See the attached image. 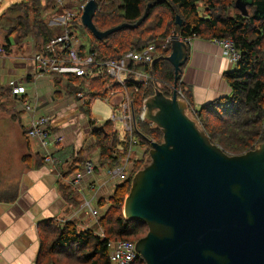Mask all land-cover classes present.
<instances>
[{"label":"trees","instance_id":"obj_1","mask_svg":"<svg viewBox=\"0 0 264 264\" xmlns=\"http://www.w3.org/2000/svg\"><path fill=\"white\" fill-rule=\"evenodd\" d=\"M9 1L11 3L0 14V25L8 31L6 42L0 43L3 54H11L14 45L12 36L15 33L20 40L33 35L36 51L44 50L57 33L48 19L43 17V9L50 8L57 0ZM96 1L103 6L94 17V23L101 31L122 23H136L146 12L148 4H151L141 25L123 28L103 39H97L82 24V11L68 24L79 36L80 28L87 29L90 46L84 44L82 50L87 47L96 61L121 58L150 44L156 45L157 56L153 61L146 64L131 62L129 65L136 71L148 73L149 80L139 81L134 74L126 79L135 111L136 146L145 151L139 159L136 153L133 155L135 165L132 171L127 179L116 184L113 194L108 198V209L95 223V227L83 228L69 220L57 222L58 219L54 217L39 222L41 264H111L107 246L110 240L136 242L147 233L148 227L140 220L127 219L122 207L125 196L130 191L133 175L144 161L147 147L150 148L153 142H161L163 138L161 129L155 123L142 119L141 113L145 99L154 95L156 90L159 89L168 97L173 96L175 70L167 59L171 52L170 46H163L164 41L173 33L177 32L182 39L201 37L210 40L231 39L234 42L241 58L235 69L225 75L231 87L229 95L195 107L191 90L181 78L177 83L178 89L183 91L189 103L188 112L203 126L211 141L220 145L225 152L239 155L264 141V0H247L248 16H244L236 7V0H121L118 6L114 0ZM62 11L65 12V8L60 9L57 5L56 12L63 15ZM177 15L181 16L182 25L176 23ZM52 83L55 93H65L81 101V112L88 118L92 128L91 147L99 151L100 164L111 167L122 164L127 156L126 147L130 138L121 140L110 120L103 123L92 120L94 99L107 97L111 89L120 90L121 84L107 75L90 78L71 71L55 73L52 75ZM87 83L89 91L82 99L77 98V94L84 91ZM15 100L8 83H0L1 110L14 119H20L21 112L15 107H9ZM23 130L27 136L28 131L25 128ZM26 158L29 156L24 157L25 161ZM38 159L44 162L42 157ZM38 159L36 162L42 164ZM82 161V157H77L70 165L69 172L80 168L78 164L82 165ZM57 187L70 210L82 203L72 185L58 179ZM17 196V186L0 193V197L6 200H14ZM105 202L104 198L101 199L99 206H103ZM100 229L103 230V235L99 233ZM131 264L146 263L138 256Z\"/></svg>","mask_w":264,"mask_h":264},{"label":"water","instance_id":"obj_2","mask_svg":"<svg viewBox=\"0 0 264 264\" xmlns=\"http://www.w3.org/2000/svg\"><path fill=\"white\" fill-rule=\"evenodd\" d=\"M248 1L236 7L248 16ZM136 23L99 30L96 0H88L82 24L97 39ZM176 23L183 24L180 15ZM167 59L175 70L173 96L159 89L145 99L144 118L162 131L149 158L134 175L123 214L147 233L135 242L146 264H264V141L239 155L213 143L189 103L178 98V80L189 59V42L175 32Z\"/></svg>","mask_w":264,"mask_h":264},{"label":"crops","instance_id":"obj_3","mask_svg":"<svg viewBox=\"0 0 264 264\" xmlns=\"http://www.w3.org/2000/svg\"><path fill=\"white\" fill-rule=\"evenodd\" d=\"M234 69L235 65L223 56L222 47L216 40L191 38L189 59L183 67L181 80L190 88L194 106L200 107L221 96L229 95L231 87L225 75ZM24 76L27 77L28 82L35 81L36 83L37 79L46 75L32 73ZM28 91V97L29 94L34 97L36 115L50 116L52 131L63 135L61 144L54 148L58 150L57 155L63 158V167V161L66 163L70 157L68 156L69 146L78 147L79 151L83 146L84 135L82 134L85 132L83 126L85 123L82 121L87 117L81 112L80 103L76 104L73 98L65 93H55L54 89V94H65L69 100L65 106L61 103L54 106L56 109L60 105L64 110L62 118L68 111L79 112L78 115L60 123L54 118L53 106H50L49 100L55 101L53 94L48 99L41 98L38 85L35 90L28 89ZM20 119L18 123L10 114L0 110V136L5 132L9 135L6 142H0V193L11 187H18V196L14 200L0 197V264H41L39 262L41 247L38 231L40 221L53 217L59 222L66 219L72 221L70 218L74 217L77 223L85 228L95 227L97 221L94 218L92 219L93 224L90 219L85 222L86 217L92 216H89L83 209L74 210L72 208L70 210L58 190L56 171L36 157L41 148L39 140L32 139V142L24 135L23 128L27 130L31 115L22 111ZM12 120L15 123H11ZM78 125L81 126L78 127ZM86 126L90 132L92 128L89 122H86ZM25 156H29L26 161ZM37 159L42 164L36 162ZM106 166L108 167V165L104 167ZM100 176L105 177L103 174ZM86 182L84 187L88 190ZM101 192L100 197H106L107 187ZM87 193L91 194V192ZM97 206L99 208V205ZM103 209V207L101 210L99 208L98 214L103 213Z\"/></svg>","mask_w":264,"mask_h":264},{"label":"built area","instance_id":"obj_4","mask_svg":"<svg viewBox=\"0 0 264 264\" xmlns=\"http://www.w3.org/2000/svg\"><path fill=\"white\" fill-rule=\"evenodd\" d=\"M75 1L79 4L78 11L83 12L85 7L84 0ZM62 7L65 8L66 13L54 17H59V19H61L60 23L57 25L62 27V31L46 44L44 50L35 51L33 53L32 59L35 64L34 74L52 76L55 73L71 71L79 76H89L90 78L99 75H107L120 83V90L111 89L109 95L104 98L107 102H112V105L115 106L116 110L119 112L118 115L114 113L111 119H108L114 124L119 138L123 141L130 138L129 145L126 147L127 156L124 158L123 163L118 166L106 168L102 165H97L93 160H87L82 165L78 164L80 168H75L74 171L69 172V168L66 169L62 167V160L52 151L57 145L61 144L63 135L55 134L52 131L50 124L52 118L50 116L36 115V105L31 103L28 97L26 87L27 77L24 76L20 79L12 78L7 83L11 87L13 96L24 103V112L31 115L27 127V136L32 138L35 137L39 140V144L45 152L43 156L44 163L56 171L58 179L64 180L66 183L72 185L78 193L79 198L82 200V203L73 209H83L89 216L93 217L96 215L99 220L100 214L97 215V205L99 201L104 198L100 197L99 193L104 190L105 187L109 189L111 185H116L127 179L135 165L133 155L135 153H142V149L138 150L139 146H136V140L134 138V131L136 128L135 111L132 98L126 86V79L130 74H134L135 78L139 81H146L150 78L148 73L136 71L129 65L131 62L146 64L153 61L157 56L156 45L150 44L140 51L132 52L121 58H113L105 62L96 61L94 55L89 53L87 47L82 50L84 43L78 33L74 29L68 27L75 13L69 11L70 8L68 7ZM190 39L191 38L185 40L189 42ZM216 41L222 47L223 56L227 58L231 64L236 66L241 58V53L235 47L234 42L231 39H219ZM163 46H171L170 36L164 41ZM2 54L3 52L0 48V56ZM88 85L87 83L84 91L77 94V98L79 97V99H82L84 94L89 91ZM178 98L186 100L181 89L178 90ZM76 101L78 104L81 103L80 100ZM145 109L144 101L143 111L141 113L142 119H144ZM92 120L95 119L92 118ZM95 121L99 123L97 120ZM101 174L105 175L106 178L101 177ZM85 181H87L88 190L84 187ZM87 192H91V194L89 195ZM106 198L108 199V197ZM70 220L75 221L76 219L71 217ZM99 233L103 235V230L100 229ZM107 246L111 264H131L139 256L135 249V241L110 240Z\"/></svg>","mask_w":264,"mask_h":264},{"label":"rangeland","instance_id":"obj_5","mask_svg":"<svg viewBox=\"0 0 264 264\" xmlns=\"http://www.w3.org/2000/svg\"><path fill=\"white\" fill-rule=\"evenodd\" d=\"M0 1H1L0 2L1 3L0 4V14H1L4 11V9H6V7L11 3V1H9V0H0ZM87 1L88 0H84L85 4L87 3ZM113 2L118 6V4L121 3V0H114ZM57 5H59L60 9L62 6L70 8L69 11L75 13V15H76L79 12L78 11V5L79 4L75 0H57L56 2H53V4L51 5L50 8L43 9V13H42L43 17L48 19L49 24L51 25V27H54L56 33L58 34L62 31V27L57 25L58 23H60L61 19H59V17L54 18L56 15H61V14L56 12ZM102 7H103L102 5H99L98 10L102 9ZM65 13L66 12L62 11V14H65ZM79 33L81 35L80 37H81V40L83 41V43L86 44L87 47H89L90 46L89 32L87 31V29L80 28ZM7 34H8L7 28L0 25V43L6 42L5 40H6ZM12 41H13L14 45H13L11 54L10 55L2 54L0 56V83H4V84H6L11 77L20 79L24 75L32 74V73L34 74L33 68H34L35 64H34V61L32 59V55L36 51L35 45H34L35 44L34 43V36L29 35L27 38L20 40L18 34L15 33L12 36ZM142 72H144V71H142ZM51 79H52V76L46 75L43 78L37 79L36 83H35V81H33V82L26 81L27 92L29 93L28 89L35 90V88L38 85L41 98H47L48 99L53 94V98L55 99V101H53L52 99H50L49 101H50V106H53V111L55 114L54 118L59 120L60 123H64L65 120H68L70 117H72L74 115H78L79 112L78 111H68L64 115L63 118L61 117V115H63L62 113L64 112V110L61 109L60 105L56 109L54 106L57 105L58 103H61L65 106L69 100H68V98H66L65 94H61V95L60 94H54L55 86L53 84H51V82H52ZM29 100L31 103L35 104V100H34V97H32V94L31 95L29 94ZM74 102L76 104H78V102L76 100H74ZM9 107H15V109L18 112H22V111L24 112V103L22 101L18 100L17 98L14 102L10 103ZM66 109H69V107L68 108L66 107ZM0 110H1V108H0ZM114 113L116 115L119 114V112L116 110L115 106L112 105V102H107L105 100V98H103V97H98L93 101L92 118L97 120L99 123H103L104 121L111 119V117L113 116ZM144 119H146V118H144ZM20 120L21 119H15V121L18 123ZM15 121L12 120L11 123H15ZM86 122H88V118H85L82 121V123H85V125H83L85 128V132L82 134V135H84V141L82 143L83 146L81 147L80 151L78 150V147H74L72 145L69 146L70 153L68 154V156H70V157L67 159L66 163H65V161H63V163H64L63 165L66 169L70 167L72 162H74L75 159H77V157H78V159H79V157H82L83 163L87 160H93L97 165H101L100 161H99V151L96 148L91 147L93 140H92V136L90 134L91 131L89 132V129L86 126ZM50 124H52V121ZM118 124L120 126L119 122H118ZM79 126H81V125H78V127ZM89 136H90V138H89ZM26 137H29V136H26ZM29 138H30V140L37 139L35 137H33V138L29 137ZM8 139H9V135L6 132L3 133L2 136H0V142H6ZM32 142H33V140H32ZM32 147H34L33 144H32ZM141 149H142V153L141 152L137 153L138 159L141 158L142 154L145 151L144 148L139 146L138 150H141ZM150 149H151V147L150 148L147 147V153L145 155L144 161L140 164L139 169L144 164L147 163L148 158H149V150ZM52 151H54V154L61 159V157L59 155H57L58 150L53 149ZM44 153L45 152L40 148V153H39V155L37 154L36 156L38 158L43 157ZM61 160H63V158ZM106 168H108V167L106 166ZM134 175H133V177H134ZM104 178H106V177H104ZM131 183H132V180H131ZM115 186L116 185H111L109 187L108 194L106 195V197L109 198V196L113 194ZM130 187H131V185H130ZM124 201H125V199H124ZM108 202H109V199L106 198V202L102 206L104 208L103 209L104 211H103V213H100V214H103V215L105 214V212L107 211L108 206H109ZM123 205H124V202H123ZM102 207L99 206L100 210ZM99 208L97 206L98 211H99ZM122 211H123V207H122ZM97 215H99V214H97ZM95 216L96 215H94L93 218L92 217H86L85 222L87 219H90L91 223L93 224L94 220H92V219H94ZM101 216L102 215H100V217ZM76 220H75V223L78 222ZM95 220H98L97 216H96ZM57 222H59V220H57ZM85 225H87V224H85ZM57 257H59V256H57ZM61 257L63 258V256H61ZM42 264H44V263H42Z\"/></svg>","mask_w":264,"mask_h":264},{"label":"bare ground","instance_id":"obj_6","mask_svg":"<svg viewBox=\"0 0 264 264\" xmlns=\"http://www.w3.org/2000/svg\"><path fill=\"white\" fill-rule=\"evenodd\" d=\"M108 167H110V166L108 165Z\"/></svg>","mask_w":264,"mask_h":264}]
</instances>
